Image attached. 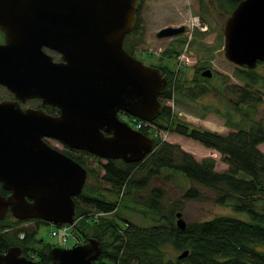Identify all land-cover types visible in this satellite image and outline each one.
<instances>
[{
  "label": "water",
  "instance_id": "water-1",
  "mask_svg": "<svg viewBox=\"0 0 264 264\" xmlns=\"http://www.w3.org/2000/svg\"><path fill=\"white\" fill-rule=\"evenodd\" d=\"M143 0H0V83L17 98L36 97L60 114L21 110L0 103V220L37 219L73 224L74 197L86 180L81 164L52 148L43 136L103 159L142 161L153 140L120 120L117 112L153 121L166 79L160 69L128 54L123 39L135 26ZM237 1L224 23L223 54L238 67L253 69L264 60V0ZM164 27L156 37L182 33ZM42 47L61 55L53 62ZM203 77L212 71L204 69ZM179 229L186 227L175 215ZM72 247L53 246L48 264H94L101 243L90 237ZM19 246L0 253V264H40ZM188 251L178 253L183 258Z\"/></svg>",
  "mask_w": 264,
  "mask_h": 264
},
{
  "label": "trees",
  "instance_id": "trees-1",
  "mask_svg": "<svg viewBox=\"0 0 264 264\" xmlns=\"http://www.w3.org/2000/svg\"><path fill=\"white\" fill-rule=\"evenodd\" d=\"M222 1L228 9L234 7L235 2ZM138 26L137 22L123 39L122 46L129 54L134 44L139 43L137 38L141 37ZM161 70L166 85L158 96L163 108L159 116L151 121L154 127L160 126L157 120L165 116L170 118L171 115L164 99L171 96L170 78L173 73L164 66ZM253 74L251 69L244 71L243 75L246 76L249 86L257 82V76ZM204 92L203 89L188 88L186 95L197 98ZM256 94L257 91L249 87L232 91V95L237 98L236 107H243L244 113L238 123L227 119L234 130L226 134L209 129L189 128L180 122H176L173 129L171 125L166 126L216 151L220 155L219 160L226 165V170L215 171L214 158L203 157L196 160L189 152L166 140L153 141L152 153L142 161L126 163L119 159H107L101 165L104 170L102 176L110 185V190L125 187L126 193L130 190V198L135 203L140 204L135 197L138 192L148 189L149 197H146L145 207L139 209V212L155 224L140 227L122 218L120 220L124 222V228L121 227L120 230L103 219L102 225L109 227L113 240L105 245L101 236H95L102 246L94 264H264V212L257 211L254 204L259 194L264 193V152L257 148L264 144V124L247 117L248 111H254L260 100ZM150 129L146 125L140 130L148 136ZM78 163L83 166L80 160ZM162 169L179 172L194 183L213 189L217 193L213 200L216 205H230L234 211L245 213L248 219L218 215L207 220L189 222L184 229H179L175 224V215L182 210L179 205L181 200L174 203L169 211H163L161 199L164 190L154 186L149 188L148 185L151 178L161 174ZM84 187L89 189L86 184ZM83 189L73 198V220H76L74 229L79 231L82 230L78 225L80 218L87 216L90 211L95 214L112 212L116 205L115 202L106 201L101 194H91ZM181 196L185 201L197 200L201 194L196 188L188 187ZM19 223L21 221L12 217L0 220V253L10 246H19L22 249L21 254L28 259L48 264L51 247L47 244L36 247L33 231L29 232L25 228L14 229ZM18 233H23L24 237L20 239ZM35 243L41 244L40 240ZM170 249L179 253L187 250L188 253L183 258H177L171 256Z\"/></svg>",
  "mask_w": 264,
  "mask_h": 264
},
{
  "label": "rangeland",
  "instance_id": "rangeland-1",
  "mask_svg": "<svg viewBox=\"0 0 264 264\" xmlns=\"http://www.w3.org/2000/svg\"><path fill=\"white\" fill-rule=\"evenodd\" d=\"M214 1L216 4L212 6L208 0H203L204 3L200 0H144L138 11L139 26L137 28L141 37L137 38L139 43L136 42L132 50H134L133 56L147 67L151 65L162 69L164 66L173 73L170 78L171 96L164 99V104L170 109V118L165 116L157 120L160 126L154 127L151 122L146 123L151 128L148 137L156 142H162V140L173 142L183 151L193 155L196 160L212 157L215 160L216 171L225 167V164L219 160L220 155L213 149L206 148L197 141L172 131V126L180 122L189 128L209 129L225 134L234 130L229 123L240 122L244 108L236 107L237 98L232 95V91L245 87L257 91L258 95H256L260 98L254 107L255 110H249L247 117L264 124V64L251 69L253 75L257 76V82L249 86L246 76L243 75L247 68L233 65L222 55L221 33L229 9L222 0ZM217 10L223 11V15L218 14ZM200 25H206V30L202 31L204 26ZM168 26H184L185 31L175 34L176 36L156 37L160 29ZM207 68L212 71L211 77L201 75V72ZM188 88H199L205 92L197 98H192L186 95ZM121 119L135 128L136 123L131 117L125 115ZM227 119H230V122ZM170 125L172 129L166 128ZM257 148L264 152V144L258 145ZM76 157L82 162V167L89 170H86L84 183L89 189L84 185L82 189L91 194H101L106 201L115 202V209L109 213L95 214L90 211L87 216L78 220L82 230H76L73 226L71 235L64 244L50 235L51 227L47 223L36 220L22 221L15 225L14 229L25 228L29 232L33 231L36 247L47 244L51 248L53 246L69 248L98 235L101 236L103 244L110 243L113 240L112 232L107 225H102L103 219L107 221V224L111 222L120 230L121 227L124 228L122 218L140 227L155 224L139 212V209L145 207L146 197H149L148 189L138 192V196L135 197L140 204L135 203L130 198V190L126 193L125 187L110 190V185L102 176L104 170L101 166L107 159L89 154H77ZM148 185L149 188L154 186L164 190V196L161 199L163 211H169L174 203L177 204V201L181 200L180 218L186 222V225L195 220H207L218 215L248 219L245 213L234 211L230 205H216L213 200L217 193L213 189L194 183L179 172L162 169L161 174L151 178ZM188 187L196 188L201 197L197 200H183L181 195ZM254 204L257 211L264 212V193L259 194ZM176 218L175 216V220ZM159 222L162 223L161 220ZM36 240H40L41 244L35 243ZM170 251L171 256H177L179 253L172 249Z\"/></svg>",
  "mask_w": 264,
  "mask_h": 264
},
{
  "label": "flooded vegetation",
  "instance_id": "flooded-vegetation-1",
  "mask_svg": "<svg viewBox=\"0 0 264 264\" xmlns=\"http://www.w3.org/2000/svg\"><path fill=\"white\" fill-rule=\"evenodd\" d=\"M144 1V0H143ZM142 1V2H143ZM209 2L212 3V6L216 4V1L214 0H208ZM139 4V6L141 5V3ZM200 2L204 3L203 0H200ZM199 2V3H200ZM238 2L235 1V4L234 6L237 4ZM139 6L137 11H136V23L139 22V19H138V11H139ZM233 8L229 9V11L226 13L227 17L226 19L228 18V16L230 15V12L232 11ZM225 12V11H224ZM217 13L218 14H222L223 15V11H220V10H217ZM226 19L224 21V23L226 22ZM135 23V24H136ZM223 23V27H222V33H223V30H224V24ZM206 30V29H205ZM184 31H185V27H184ZM221 33V34H222ZM176 36V35H174ZM223 36V41H224V34H222ZM4 42V35L2 33V31L0 30V44H2ZM42 50L47 53L48 55L51 56V59L53 62H60L61 61V55L59 53H56V51H52V49H49V48H46V47H42ZM134 50H131L130 52V55L136 59L135 56H133ZM257 65L256 66H259V65H263L264 64V60L263 62L260 61L258 63H256ZM3 101H10V102H14L17 107H19L21 110H26V109H31V110H42L46 115L48 116H57L60 114V111L59 109L56 107V105H48V104H45V105H42V100L39 99V98H36V97H26L23 99L21 98H17L16 95L11 91L9 90L7 87H5L4 84L1 85L0 83V103L3 102ZM117 116L119 119H121L122 117H124L125 115L128 116L127 113H124V112H117ZM129 117V116H128ZM122 120V119H121ZM42 140L46 143V145L48 144L49 146H51L52 148H55L57 149L58 151H60L61 153H63L64 155L72 158L74 161H76L78 163V160H77V154H84V155H87L89 154L90 156H93L92 154L84 151V150H80V149H76V148H73V147H70V146H67L65 143L61 142L60 140H58L57 138H54V137H50V136H43L42 137ZM87 154H86V153ZM94 157H97V156H94ZM9 192L6 191L5 189H3L1 183H0V194L6 196ZM76 197V196H75ZM6 217H12L10 213H7ZM13 218V217H12ZM14 220H17L15 218H13ZM37 221V222H42V223H45L43 221H39L37 219H26V220H19V221ZM20 234L21 233H18V237L20 239H22L24 237V234L22 237H20ZM26 257V256H25ZM27 258V257H26Z\"/></svg>",
  "mask_w": 264,
  "mask_h": 264
},
{
  "label": "built area",
  "instance_id": "built-area-1",
  "mask_svg": "<svg viewBox=\"0 0 264 264\" xmlns=\"http://www.w3.org/2000/svg\"><path fill=\"white\" fill-rule=\"evenodd\" d=\"M136 123L135 128L140 129L142 127V122L138 120H133ZM75 223V222H74ZM73 225H53L50 229V235L57 239L59 243L64 244L66 240L70 237ZM23 236V233L20 234V237Z\"/></svg>",
  "mask_w": 264,
  "mask_h": 264
},
{
  "label": "crops",
  "instance_id": "crops-1",
  "mask_svg": "<svg viewBox=\"0 0 264 264\" xmlns=\"http://www.w3.org/2000/svg\"><path fill=\"white\" fill-rule=\"evenodd\" d=\"M224 169L226 170V165H225ZM224 169H222V170H224Z\"/></svg>",
  "mask_w": 264,
  "mask_h": 264
}]
</instances>
